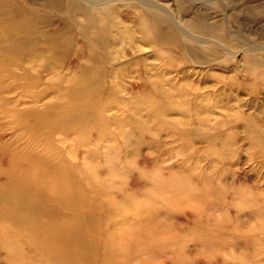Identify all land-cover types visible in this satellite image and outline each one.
Returning a JSON list of instances; mask_svg holds the SVG:
<instances>
[{
	"label": "bare ground",
	"instance_id": "1",
	"mask_svg": "<svg viewBox=\"0 0 264 264\" xmlns=\"http://www.w3.org/2000/svg\"><path fill=\"white\" fill-rule=\"evenodd\" d=\"M207 1L211 6L220 4L218 0ZM252 1L243 0L241 6L254 19L264 20V1L257 5L250 4ZM130 6L141 15L136 27L140 35L135 34L136 37L140 42L160 48L169 59L178 57L198 66L210 62L238 66L243 73L254 74L264 81V36L263 41L251 40L242 33L231 38L230 34L235 31L224 30L205 19L182 24L168 6L157 0H0V115L6 118L0 122V130L12 129L11 135L5 138L1 135L0 139V259L5 264H98L101 260L102 264H114L118 255L124 260L137 256L142 259L137 264H156L155 257L160 252L174 256L177 264L195 263L198 255L205 257V264L219 262V259L253 264L257 258H264V243L254 237L264 233L262 207H253L254 211L250 212L259 223L253 221L254 225L248 227L236 218L229 229L227 222L230 221H222L223 214L216 218L221 220L216 221L212 210L204 207L210 206L204 195L207 189L201 190L202 197L194 194L196 185L192 184L196 181L192 183L187 176L181 179L179 174V177L169 175L166 178L154 173L150 177L154 182L150 187H157V190L160 186L167 187L165 196L161 188V195L153 192L156 197H151L162 205L161 208L153 205L149 195L141 201L132 193H125L122 198L111 197L109 190L116 185L114 177H121L118 170L109 168V178L100 177L91 167L94 161L91 165L90 160L74 163L53 143L52 136L58 131L73 132L75 138L84 143L91 135L88 131L97 128L101 121L105 122L101 115L102 104H105L100 95L101 85L104 86L105 74L102 73L106 70L102 62L117 57L116 43L122 42L115 41L116 32L128 38L134 33L131 26L120 24L117 18L120 7ZM52 9L67 11L55 13L58 21L55 23ZM200 14L203 18L210 16L208 11ZM114 25L118 30H114ZM77 42L84 45L77 49L87 52L90 63L78 74L68 76L71 85L60 95L61 101L50 100L43 106L27 109L4 107L2 94L13 88L21 89L35 100L45 97L52 85L48 82L40 85V73L47 68H53V73L57 69H54V62ZM35 60L37 65L33 67L31 61ZM28 63L33 71L25 67ZM53 76L54 81L59 79L58 73ZM263 81L253 88H263ZM57 98L58 95L54 97ZM170 100H157L154 110L172 109L174 103ZM248 121L256 155L264 158V122L258 116ZM237 122H233L232 129L239 128ZM233 133L235 135V131ZM102 138H106L105 135ZM21 140L23 147L14 145ZM79 172L85 174L83 180L78 178ZM221 190L218 192L223 193ZM101 192L107 199L100 198ZM178 204L187 206L191 214L183 219L185 221L174 224L169 219L180 216ZM237 222L247 225V233L234 228ZM188 242L199 248V254L193 258L181 254V247L185 250ZM227 247L238 248L239 254L231 251L234 254L228 255ZM142 253L148 254V259H143Z\"/></svg>",
	"mask_w": 264,
	"mask_h": 264
},
{
	"label": "rangeland",
	"instance_id": "2",
	"mask_svg": "<svg viewBox=\"0 0 264 264\" xmlns=\"http://www.w3.org/2000/svg\"><path fill=\"white\" fill-rule=\"evenodd\" d=\"M157 1L168 6L182 24L205 19L219 24L224 30L235 31L230 34L231 38L236 33H242L251 40L263 41L264 20L254 19L249 11L241 6L243 0H218L220 2L218 6L208 5L207 0ZM261 1L264 0H253L250 4L257 5ZM62 11L65 13L67 10H51L56 20L55 23L58 22L55 13H62ZM203 11L209 12V18H203L204 15L200 14ZM118 12L117 18L121 22L120 24L131 26L134 33L130 34L131 39L116 32L115 41L122 42L121 44L116 43L117 57L105 61V63L102 62V68L106 69L102 73V75L105 74V77L102 78L104 86L101 85L102 91L100 92L101 102H105L101 109V115L105 122L101 121L102 125L100 123L97 128L90 129L92 132L88 131L91 134L88 135L91 138L90 141L86 137L87 142L83 140L84 143H80L82 139L75 138L73 132L58 131L52 136L53 143L64 156L74 163L90 160L91 165L94 161V165L91 167H94L93 170L96 169L95 172L100 177L109 178L107 175L109 168L118 170L121 177H114L116 185L109 190L111 197L122 198L125 193L126 195L132 193L135 199L141 201L148 195L150 198L156 197L162 192V196H165L167 187L160 186L159 190L157 187L156 189L150 187L151 183H154L151 182L150 177L160 174L166 178L172 175L186 179L187 176V179L191 178L192 183L197 182V184L196 182L192 184L196 185L193 188L196 191L194 194L198 195L199 193L201 196L203 195L201 190L207 189L204 195L206 201L210 202V206L205 205L204 207H209L208 209L212 210L211 214H214L212 217H215V220L217 217L221 218L223 214L222 221H230L227 222L228 225L230 224L229 229L234 225L236 218L241 219L239 222H244L248 227L254 225L253 221L255 224L259 223L260 220H256L255 214L250 212L254 211L253 207L259 206L262 207L261 210L264 213V158L256 155L257 149L249 136L253 132L247 128V124L249 123L248 119L250 120L253 116H258L259 120L264 122V87L253 88L260 86L263 79L254 74L243 73L238 66L221 65L218 62L198 66L178 57L175 60L172 58V61L163 50L155 45L145 41L140 42L138 39L140 34L136 33V27L141 15L134 7H120ZM113 28L118 30L115 25ZM135 34L139 35L136 37ZM79 46L84 47L80 42L74 43L66 50L67 54L65 52L59 61L54 62L56 64L54 69L57 68V71L54 70L52 73L51 69L53 68H47V71L42 70L40 85L46 84V82L52 85L47 89L45 97L42 96L40 100H35L24 94L21 89L13 88L2 94L5 98L4 107L8 109L16 106L20 109H27L33 106H43L50 100V102L61 101L60 95L63 94L64 89L71 85L68 81L69 78L78 74L90 63L86 57L87 52L78 51L77 47ZM34 62L31 61L33 67L37 65V60ZM31 64L28 63L25 67L33 71ZM54 73L59 75V79L56 81L53 80ZM56 95L59 98L54 99ZM105 97L106 99H104ZM163 97L172 100H170L174 103L172 109L170 107L165 111L154 110L153 106H156L157 100L165 99ZM105 106L106 108H104ZM232 116L239 117L237 120L240 118L241 120L237 122ZM5 119L0 115V122ZM200 121L204 122L203 127ZM226 121L227 123H225ZM233 122H237L236 125L239 126L237 130L231 128L234 125ZM262 128L264 133V123ZM100 129H105L106 132ZM232 131H235V135ZM104 133L111 134L106 136ZM11 134V128L2 129L0 130V139L3 135L5 138ZM103 134L106 138L101 139ZM14 145L24 146L22 140ZM220 151L221 153H219ZM69 153H73V157ZM150 170L152 171L150 172ZM77 176L83 180L85 174L79 172ZM89 183L90 181L85 184ZM217 188L219 190L222 188L223 193L218 192ZM208 194L209 198L206 196ZM210 196L212 197L210 198ZM258 197L260 198L255 200ZM100 198L107 199V196L102 193ZM244 198L246 199L244 200ZM152 203H155L153 205L159 208L162 207L155 200ZM167 204L170 205L169 207L172 206ZM219 205L222 210L219 209ZM178 206L180 205L178 204ZM183 206L178 207L181 217L172 218L174 220L169 219L174 224L181 223L185 221L183 220L185 217L190 216V209ZM203 208L202 211L205 209ZM224 211H227V216L231 217L230 219L226 218V213L225 215L222 213ZM177 213L176 215H178ZM239 225L241 224L238 223L234 228L243 233L247 231V225ZM254 237L264 243V233L255 234ZM182 246L185 245L182 244ZM183 249L184 247H181L183 251L181 254L192 258L196 253L199 254V248L192 242H188L185 250ZM226 251L227 254H239L238 248L227 247ZM142 254L143 259L149 256L145 253ZM118 257L114 264H137L138 260L142 261L140 258L137 259V256L129 260H124L120 255ZM29 258L28 256L27 259ZM155 259L156 264H177L174 256L168 253H157ZM254 261L256 262L253 264H264V258L261 257ZM102 262L101 260L98 264H102ZM231 262L219 259V262L213 261L212 264H251L249 262ZM205 263V257L198 255L195 263L192 264ZM0 264H5L3 259H0Z\"/></svg>",
	"mask_w": 264,
	"mask_h": 264
}]
</instances>
